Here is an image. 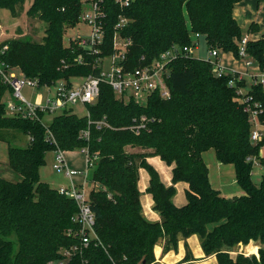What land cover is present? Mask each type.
Instances as JSON below:
<instances>
[{"label":"trees","instance_id":"trees-1","mask_svg":"<svg viewBox=\"0 0 264 264\" xmlns=\"http://www.w3.org/2000/svg\"><path fill=\"white\" fill-rule=\"evenodd\" d=\"M240 1L132 0L120 7L114 0H103L102 53L112 52L113 27L121 15L130 20L120 30L131 40L129 67L150 63L172 45H191L194 33L204 37L208 49L238 58L237 41L243 32L233 8ZM25 2L0 0V9L16 17ZM81 2L32 0L26 15L43 21L45 34L40 41L11 38L0 42V62L26 77L37 78L41 84L96 74L98 69L90 65L91 58L87 57L86 64H75L81 50L63 46V32L77 22ZM256 28L252 22L248 33L256 32ZM246 51L264 69V34L250 39ZM61 60H65L66 68H62ZM167 68L169 98L155 91L145 104L124 103L102 83L97 100L88 105L89 119L63 113L46 126L9 116L3 97L10 89L0 81V141L10 131L29 138L25 147L8 144V165L21 180L11 182L0 177V264H49L62 258L60 249L77 243L67 234L76 204L41 181L39 169L50 151L83 148L92 162L91 183L97 186L89 192V200L102 243L85 250L81 257L85 264H156L153 248L158 240H164L166 252L175 247L179 235L192 234L200 236L204 254L214 255L217 264H264V175L258 185L253 183L254 164L247 160L255 157L264 165V156L259 155L261 144L250 142L251 124L236 88L228 85V76L216 77L209 61L191 55L172 60ZM249 93L263 105L259 120L264 124V89L252 86ZM142 117L144 127L136 133L131 127ZM101 120L106 125L98 127L95 122ZM84 131H88L87 137ZM127 147L141 151L129 152ZM209 149L215 151L220 163L234 167L242 195L224 197L211 186L208 167L201 157ZM148 156L173 164L171 185L160 182L158 173L146 162ZM140 168L149 174L147 192L160 213L159 222H147L141 215L137 188ZM179 181L188 187L186 203L176 207L171 198ZM250 242L260 243L257 254H229L232 247ZM189 257L186 252L184 260ZM80 261L78 257L72 262Z\"/></svg>","mask_w":264,"mask_h":264},{"label":"built area","instance_id":"built-area-1","mask_svg":"<svg viewBox=\"0 0 264 264\" xmlns=\"http://www.w3.org/2000/svg\"><path fill=\"white\" fill-rule=\"evenodd\" d=\"M88 1L90 2L89 10L83 11L80 16L87 32L78 36L77 47L81 53L74 58V61L75 64L83 65L87 63L85 60L91 58L89 63L94 69L97 68L98 72L87 76L60 78L41 84L37 78L26 77L16 68L0 62V81L7 84L10 89L11 101L5 102V110L9 116L36 120L46 126L47 124L44 123L46 117L51 116L52 120L58 114L74 113L73 108L82 105L86 109L84 116L89 119L88 105L97 100L102 83L109 85L116 99L124 103L134 101L138 104H145L147 98L155 91L159 93L160 97L169 98V89L165 82L169 73L167 64L180 56L191 55L192 48L197 47L195 40L200 37L199 34L191 35L192 43L189 46L172 45L150 63L129 67L127 53L131 40L123 37L120 30L130 20L121 15L118 17V21L113 27L112 52L103 54L101 46L104 44V19L106 17L103 0ZM131 1L114 0L120 7L128 6ZM249 40V35L244 34L237 41L238 58L245 67L243 72L226 70L220 63L221 51L218 49H209L207 61L212 64V72L216 77L228 76V85L236 88L239 95L238 101L244 105L243 110L247 113L251 124L250 142L255 145L261 144L260 149L264 151V124L259 120V116L263 112V105L259 101H254L250 93L244 95L239 91V88H242L239 84L246 83L247 79L250 80L251 87L258 85L264 89V69H260L246 51ZM60 64L62 68L68 66L65 60H61ZM24 88L31 90L32 99H27L22 95ZM37 90H42L43 93L38 94ZM240 94L243 95L240 96ZM144 121L145 118L142 117L138 123L132 125L131 129L138 133V130L144 127ZM95 123L98 127L106 125L104 120ZM83 136L87 137L88 131H84ZM81 150L86 155L87 166L90 167L92 162L87 156V150L84 148ZM55 152L56 156L52 165L55 171L63 172L68 178L80 174V172L69 168L63 151L56 149ZM247 160H251L253 164L258 163L255 157H248ZM86 183L87 180L79 186L71 183L67 187L61 186L56 189L60 195L73 200L76 204L77 212L71 217L72 226L67 230V234L75 237L77 243L62 248L60 250L62 258L53 264H85V259L81 258L85 250L90 245L102 246L95 230V216L90 205L89 194L85 192ZM78 257L80 262H72Z\"/></svg>","mask_w":264,"mask_h":264},{"label":"rangeland","instance_id":"rangeland-1","mask_svg":"<svg viewBox=\"0 0 264 264\" xmlns=\"http://www.w3.org/2000/svg\"><path fill=\"white\" fill-rule=\"evenodd\" d=\"M32 0H26L24 7L21 13L14 17L11 12L5 8L0 9V42H3L7 39L11 38H30L32 40L40 41L43 35L45 34V23L36 18H31L26 15V10L29 7ZM89 3V5H88ZM90 8V2L88 0H82L81 2V12L79 14L78 20L72 27L65 28L63 32V46L66 48H71L73 46L74 49H78L77 40L78 36L85 34L87 29L84 27L83 22L80 19L81 13L83 11H87ZM240 23V21H239ZM242 30L245 33L248 24H241ZM197 49L192 48V52L190 53L192 57L207 60L209 49L206 44L204 38H197ZM235 58V57H234ZM236 59V60H235ZM233 59L237 66H241V60L239 58ZM70 77V76H69ZM68 77V78H69ZM2 82V81H1ZM242 88H239V91L247 94L251 88L250 80L247 79L246 83L242 84ZM37 93H43L42 90H37ZM237 94V93H236ZM22 95L27 99H32L31 90L24 88L22 90ZM243 95V94H242ZM240 94V96H242ZM239 97V95H238ZM4 102L11 101V96L9 92L6 91L4 94ZM74 114L77 116H84L86 109L82 105H77L73 108ZM51 120V116L45 118L44 123L49 124ZM29 138L20 133H16L10 131L9 135L6 136L4 141H0V177L9 180L11 182H17L21 180V176L16 173L14 170L10 168L8 165V144L12 146L25 147L28 144ZM127 151L129 152H139L141 150L127 147ZM209 154L213 156V151H209ZM64 158L71 170L78 171L80 174H77L73 177V183L75 185H80L84 182L85 177L87 183L85 185V192L89 194L91 189H97L93 183H91L90 176L92 169L87 166L86 157L82 150H66L63 151ZM259 155H264V151L259 149ZM56 156L55 151H50L45 155V163L39 169L40 180L46 182L51 188H58L60 186H67L69 184V180L64 176L63 172H57L53 169L52 165L54 163V158ZM214 158V157H213ZM203 160L209 161L206 158ZM208 163V162H207ZM217 164V163H216ZM215 164L209 163L208 169L210 174L211 183L213 185H218L222 187H226L227 189L235 188L233 195L240 196L243 194V191L238 187L234 180V169L231 164H220V170L215 169ZM86 174V176H85ZM223 174L222 177H220ZM219 175V176H218ZM264 175V165L257 163L253 165L252 169V181L256 185H258L261 181L262 176ZM218 183V184H217ZM99 188V187H98ZM224 189V188H223ZM253 243L251 242L248 245L240 246L236 248L232 253V256L235 257L238 254L243 255H252L257 254V248L255 252H250V247ZM61 250V249H60ZM188 251V250H187ZM236 254V255H235ZM53 264V262L49 263Z\"/></svg>","mask_w":264,"mask_h":264},{"label":"crops","instance_id":"crops-1","mask_svg":"<svg viewBox=\"0 0 264 264\" xmlns=\"http://www.w3.org/2000/svg\"><path fill=\"white\" fill-rule=\"evenodd\" d=\"M233 16L236 19V22L238 23L240 28L242 27L241 24L243 23L248 24V27L252 22L257 24V28L255 29L256 32H253V33H248V27L246 28L245 33L243 32L241 28L243 35L248 34L251 40H257L262 34H264V0H241L240 2L234 5ZM199 38H204V37L200 36ZM195 49H197V47ZM233 59L235 58L232 55V53L220 52L219 60H220L221 65L226 70L243 72L245 70L243 63L241 62V66H237V63ZM211 150L213 151V156L209 154V151ZM206 156H207V159L209 160V161L203 160L206 166L208 167L209 163H213L215 164L214 165L215 169L218 170L219 172L221 163L217 160L215 151L213 149H209L201 154L202 159L206 158ZM146 162L155 169V171L158 173L160 182L164 186L171 185L173 164L172 165L166 164L158 156H148L146 158ZM220 175H221L220 177L223 176V174H220ZM73 177L72 178L66 177L69 180V184L67 186L73 183ZM208 178H209L211 186L214 189L218 190L222 196L224 197L236 196V195H233L235 194L233 193L235 191V188L227 189L226 187H222V186L220 187L218 185H216L215 187V185L211 183L209 169H208ZM149 179L150 177H149L148 172L145 169L140 168L138 170L137 188L139 192L141 215L147 222H159L161 220L160 213L154 208V201L152 199V196L150 193L147 192V187L149 185ZM85 181H86V177H85L84 182ZM234 181L236 182L235 171H234L233 182ZM67 186H64V187H67ZM76 186H79V185H76ZM187 187H188L187 183L182 182V181H179L174 184L175 192L171 198V202L176 207H181L186 203L185 192H186ZM201 242H202V239L197 234H192L188 237H182L179 235L175 247H170L169 250L165 252L163 250L164 240L162 239L158 240L153 248L155 263L156 264H217V260L214 255L206 256L204 254L203 249L201 247ZM252 243L253 244L250 247V252H255L256 248L258 251V249L260 248V243L259 242H252ZM240 246H243V245L238 244L232 247L228 251L229 254L232 256V253L234 252V250L236 248H239ZM186 252L190 254V257L187 260H184Z\"/></svg>","mask_w":264,"mask_h":264}]
</instances>
